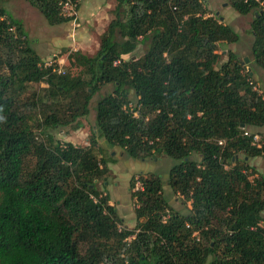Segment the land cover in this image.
<instances>
[{"label":"trees","instance_id":"16d2710c","mask_svg":"<svg viewBox=\"0 0 264 264\" xmlns=\"http://www.w3.org/2000/svg\"><path fill=\"white\" fill-rule=\"evenodd\" d=\"M26 1L52 26L70 22L57 0ZM227 1L253 14L252 62L264 71L263 7ZM205 2L117 0L97 54L69 55L77 76L41 68L23 23L0 8V264H264V175L249 165L264 158V96L244 61L221 63L220 45L240 35ZM138 43L147 52L124 60ZM34 83L50 104L23 99ZM108 85L89 146L57 140L52 131L82 128ZM99 138L133 160L173 158L169 184L188 213L139 173L136 226L119 227L99 186L111 174Z\"/></svg>","mask_w":264,"mask_h":264},{"label":"rangeland","instance_id":"374dc122","mask_svg":"<svg viewBox=\"0 0 264 264\" xmlns=\"http://www.w3.org/2000/svg\"><path fill=\"white\" fill-rule=\"evenodd\" d=\"M205 4L208 13H210L209 15L212 14V16L221 18L225 24L231 26L240 35V40L237 43H223L220 45L219 54L221 63L226 62L228 60V55L232 53L236 55L239 60L244 61V65H247V69H256L258 71V78L254 79V90L259 91L264 96L263 70L252 62V45L254 39L251 23L253 21V14L247 16L238 14L227 0H206ZM116 6L117 0H81L79 11V22L81 26L74 31L71 22L55 26L50 25L41 12L32 7L26 0L0 1V8H5L14 18L23 23L31 47L44 60L43 63L52 62L53 66L62 64L63 69L66 70L65 68H67V71H70L74 76L79 75L82 69L71 65L68 58L69 55L80 52L89 57H93L97 54L101 47L102 39L108 31L110 23L115 18L114 10ZM69 35L74 36L69 37ZM148 49L149 43H138L135 51L123 58L124 60L139 58L143 56ZM58 60L60 63H57ZM46 87L47 85L45 83H34L29 85L28 92L24 94L23 99L32 98L35 93H38L41 97H46L45 102L50 104L48 101L49 98L45 95L46 93L44 91ZM112 92V85L103 87L101 92L95 95L92 100L90 114L81 120L83 125L82 128L79 130L64 128L63 130L52 131L56 139L62 142H71L79 147L89 146V138L96 124L95 106L97 101ZM260 133L264 136V129H262ZM99 144L105 151L104 157L107 161L113 159L120 163L117 165L120 171L119 175L117 172L118 170H115V175L112 174V172L109 175L108 182H106L108 186H103V184L99 185L105 192L107 190L113 201L112 204L119 207V211L126 216V221L119 227H127L133 230L137 223L133 215L138 205L135 204V201L132 199L133 191L131 190V186L136 182L139 173L133 175L130 181H128V179L132 171L140 167L143 168L142 171L147 170V173H142L144 176L147 177L152 174L162 180L164 183L165 197L169 200L173 208L183 213H188L190 205L186 207L183 204L182 197L176 195L169 184V173L176 164L173 158L164 156L156 160H147L149 161L147 163L133 160L129 165L127 163L129 162V158L126 157L119 147L110 146L102 138H99ZM122 160H126L127 162ZM249 165L251 168H255L259 174L264 175V158L251 159ZM249 178L253 180L254 176L249 175ZM119 201L120 203L118 204ZM120 218L124 221L123 217Z\"/></svg>","mask_w":264,"mask_h":264},{"label":"built area","instance_id":"2783aa9c","mask_svg":"<svg viewBox=\"0 0 264 264\" xmlns=\"http://www.w3.org/2000/svg\"><path fill=\"white\" fill-rule=\"evenodd\" d=\"M58 5L61 10V16H63L66 19H70V22L72 24L73 30H77L80 28L81 24L79 22V11H80V5L81 0H57ZM250 0H245V2H249ZM255 2L259 3L261 7H263L264 10V2L261 0H254ZM74 35H69V37H72ZM57 63H60L59 60ZM41 68H53L54 72H57L58 74H65L62 64L58 65V68L56 69L55 66H53L52 62H45L43 65L40 66ZM255 87V86H254ZM246 136H249L250 134L248 132L245 133ZM263 140V137L259 134L254 136L253 145L257 147H261V141ZM220 144H223V142H220ZM143 189V184L139 177L136 178L135 186L133 188V192H137L139 190ZM199 240V238H198Z\"/></svg>","mask_w":264,"mask_h":264},{"label":"crops","instance_id":"0c3cea01","mask_svg":"<svg viewBox=\"0 0 264 264\" xmlns=\"http://www.w3.org/2000/svg\"><path fill=\"white\" fill-rule=\"evenodd\" d=\"M251 69H253L254 71H255V78L254 79H257L258 78V71L256 70V69H254V68H251ZM263 75H264V71H263ZM113 155V154H112ZM122 161H124V160H122ZM127 161H128V159H127ZM126 160L124 161V162H127ZM131 161H133V159H130L129 158V162H127L129 165H130V163H131ZM135 161H137V160H135ZM137 162H142V163H147V162H149V161H137ZM120 163H118V161H115V160H113V159H111L110 160V162H109V168H110V171L112 172V174H114L115 175V170H118V168H117V165H119ZM143 170V168L142 167H140V168H136V169H134L133 171H132V173L130 174V176H129V179H128V181H130V179H131V177L133 176V175H135V174H138V173H147V170H144V171H142ZM118 172V175H119V170L117 171ZM108 186V185H107ZM110 187V186H109ZM106 188V187H105ZM129 190H130V187H129ZM106 192H107V190H106ZM108 193V192H107ZM109 194V193H108ZM109 196H110V194H109ZM110 199H111V197H110ZM112 199H111V202H110V204L111 205H113L112 204ZM120 203V201L118 202V204ZM114 206V205H113ZM115 208H116V211H117V213H118V215L120 216V217H123L124 218V221L123 222H125L126 221V216L123 214V213H121V211H119V207H116L115 206ZM133 217H135V214L133 215ZM135 220H136V217H135ZM136 226V225H135Z\"/></svg>","mask_w":264,"mask_h":264}]
</instances>
